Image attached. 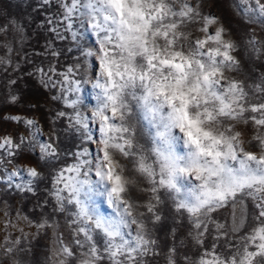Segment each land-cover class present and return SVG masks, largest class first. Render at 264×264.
I'll return each instance as SVG.
<instances>
[{
  "label": "snow or ice",
  "instance_id": "6c2138e0",
  "mask_svg": "<svg viewBox=\"0 0 264 264\" xmlns=\"http://www.w3.org/2000/svg\"><path fill=\"white\" fill-rule=\"evenodd\" d=\"M51 2L42 0L44 5ZM56 3L59 19L51 31L63 39L60 25L66 31L76 22L87 26L98 49L84 54L96 56L99 71L91 80L70 79L79 66L64 73L54 67L38 71L53 88L59 84L62 94L79 93L82 83L98 90L92 117L99 121L100 135L96 140L86 137L97 145L94 158L83 149L75 154L74 164L54 176L56 210L70 211L72 231L69 243L60 235L49 264H150L148 257L161 255L149 227L161 219L157 209L161 189L177 213H187L189 235L200 246L194 257L185 254L184 264H264V76L247 84L235 78L241 62L233 53L239 45L226 38L223 27L211 30L218 18L202 15L199 3L191 0ZM237 5L249 23L264 29V0H237ZM48 23L53 24V18ZM192 25H200L197 31L203 35L191 31ZM7 31L0 26V32ZM72 36L76 39L77 34ZM247 43L257 59L264 55V39L255 29ZM57 75L63 79L54 80ZM65 103L75 112L72 126L87 131L88 118L78 110L79 96ZM4 119L23 122L30 131L28 138H0V167L15 162L10 172L3 168L0 182L12 186L13 177L26 173L30 179L15 187L31 192L43 174L31 164L21 166L20 157L38 147V161L59 159L55 134L41 141L34 119ZM240 124L254 129L250 140L237 130ZM145 137L149 147L141 143ZM245 143L259 152L246 150ZM177 144H182V154ZM134 188L150 198L141 204L132 196ZM97 195L105 198L112 215L105 214ZM221 209L232 210L231 222L214 218ZM210 225L215 235L212 244L204 247V237L212 233ZM52 226L47 221L36 225L38 229ZM19 245L18 238H6L0 245L12 264H20L15 259V253L23 251ZM176 254L175 247L168 249L166 264H178Z\"/></svg>",
  "mask_w": 264,
  "mask_h": 264
},
{
  "label": "rangeland",
  "instance_id": "374dc122",
  "mask_svg": "<svg viewBox=\"0 0 264 264\" xmlns=\"http://www.w3.org/2000/svg\"><path fill=\"white\" fill-rule=\"evenodd\" d=\"M191 2L199 3L202 15H213L218 18L217 22L210 26L212 31L223 27L226 30V38L234 40L239 45L237 52L233 53L241 62L239 71L233 74L235 78L244 80L247 84L264 76V55L257 59L247 43L252 29H255V34L259 38L264 39V29L258 24L249 23L242 10L238 8L237 0H191ZM58 11L56 0L47 5H44L42 0H0V26H6L8 29L6 33L0 32V58L4 59V63H0V138L5 135L12 136L14 140L20 136L28 138L30 131L25 123L4 117L20 116L34 119L42 133L37 134L38 139L44 141L54 133L60 153L59 159L38 161L37 147L34 153L29 152L20 157L21 166L31 164L43 174L32 185L34 190L31 192L20 191L15 187L17 183L25 184L30 179L26 173L22 177H13L10 182L12 186H9L7 181L0 182V245L6 243V238L8 241L18 238L20 240L18 247L23 251H17L15 259L19 260L20 264H49L51 250L58 246L60 235L63 234L65 243L70 242L72 231L69 227L70 211L56 210V199L52 195L54 176L60 168L74 164L75 154L83 149L88 150L89 158H94L97 145L86 137L91 135L93 140H96L100 135L99 121L92 117V111L97 105L95 97L98 90L94 89L91 83H82L79 93L62 94L59 84L53 88L47 76L38 71L44 69L47 72L54 67L58 73H64L69 67L76 69L79 66L76 74L70 76V79L89 80L99 71L96 56L84 54L88 49L93 51L98 49L95 34L87 26H81L76 22L72 30L68 31L60 25L59 32L63 39L58 38L57 34L51 31L59 19ZM50 18H53V24L48 23ZM199 27L200 25H192L191 31L202 36L203 33L197 31ZM73 32L77 34L76 39H73ZM54 52L58 55H53ZM53 79L62 80L63 77L57 75ZM77 96L80 100L78 110L88 118L87 131L79 126H72L71 117L75 112L65 103L66 99L71 101ZM61 111L67 115L58 117L57 113ZM237 130L244 133L243 138L246 141L251 139L254 132L250 125L243 124H240ZM146 140V137L142 138L141 143L149 147L150 141ZM244 147L248 151L259 152L257 147H252L248 143H245ZM176 150L182 154L184 152L182 144H177ZM117 158L122 164H127L123 158ZM14 166L15 162L4 165L0 167V172L3 168L10 172ZM92 178L96 179L94 174ZM159 195L161 199L157 209L161 219L149 227L152 229L153 238L158 242L157 247L161 255L155 258L148 257V260L150 264H166L165 255L168 249L175 247L178 264H184L185 254L194 257L200 246L189 235L191 229L187 213H177L163 189ZM132 196L141 204L150 198L149 193L140 192L135 188ZM95 199L105 214L112 215L104 197L97 195ZM231 211L221 209L213 216L219 222L223 223L225 218L231 222ZM247 211L249 214L252 212L250 203ZM239 212L240 209L237 208V216ZM44 221L53 226L38 229L36 225ZM212 235H215L214 228L211 235L204 237V247L212 244ZM102 243L101 241V246ZM0 264H12L11 257L4 256L2 247Z\"/></svg>",
  "mask_w": 264,
  "mask_h": 264
}]
</instances>
